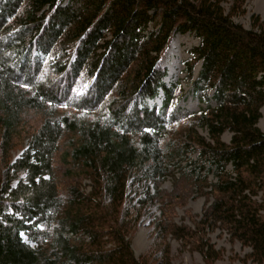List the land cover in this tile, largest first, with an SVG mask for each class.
Here are the masks:
<instances>
[{
	"label": "trees",
	"instance_id": "obj_1",
	"mask_svg": "<svg viewBox=\"0 0 264 264\" xmlns=\"http://www.w3.org/2000/svg\"><path fill=\"white\" fill-rule=\"evenodd\" d=\"M246 1L226 13L225 0H0L1 150L22 114L44 116L0 187V264H149L150 254L172 264L169 226L154 224L139 258L131 236L175 171L214 198L200 226H224L264 264V22L233 20ZM187 33L200 41L185 63L189 79L201 66L197 113L177 107L180 85L161 69L171 39ZM160 94L162 106H150Z\"/></svg>",
	"mask_w": 264,
	"mask_h": 264
},
{
	"label": "rangeland",
	"instance_id": "obj_2",
	"mask_svg": "<svg viewBox=\"0 0 264 264\" xmlns=\"http://www.w3.org/2000/svg\"><path fill=\"white\" fill-rule=\"evenodd\" d=\"M232 4L233 0H225L223 6L226 13H230ZM254 17H258L264 22V0H247L243 7V12H238L234 15L233 20L245 29L251 30ZM199 45L200 41L194 35L188 33L178 34L171 39L170 46L161 63V69L167 73L164 83L167 86L177 83L180 85L179 104L177 107L192 113H197L201 109L206 108V105L199 99L201 92L197 93L193 87V82L198 79L201 66L192 67L193 78L189 79V68L185 64L191 61V51L198 48ZM91 84L92 80L88 81L85 87H90ZM162 99L163 95L160 94L156 100L149 101V105L161 107ZM71 113L74 114L76 112L72 110ZM261 114L262 118L258 127L264 132V108ZM43 118L44 116L40 112L33 110L22 114L20 126L17 128L8 153L1 150L0 138V187L2 181H5L3 178L7 164L14 163L27 149L31 134L40 128ZM198 133L208 140L206 131L198 129ZM70 138L71 135H66L62 140V144L70 140ZM231 138L232 134L226 133L223 136V141L229 144ZM66 144L68 145V143ZM64 148V146L61 147L55 159L58 177L63 174L64 170L68 169L63 162H60V154ZM228 171H231L230 167H228ZM20 178L24 179V176L21 175ZM68 183L70 181L66 182V184ZM91 185L90 180L82 179V188L90 190L89 187ZM208 191V188H204L203 191L199 192V188L192 187L191 183L182 178L178 171L168 177L158 189L159 193L156 195L155 205L151 207L147 216L140 220L137 229L131 236V247L135 256L139 258L149 254L153 244V237L155 236L154 224L161 222L160 224H164L166 227L169 226V230L166 229V232L162 233V235L164 234L165 241L170 246L172 264H253L250 260L251 249L235 240L224 226L219 224L213 229L200 226L205 210L209 209L214 202L213 196ZM152 192L157 193L154 189H152ZM261 195L260 193L258 198H256L257 201H261ZM171 226L182 228L185 234H188V237L185 240L177 239L169 233ZM186 230L191 231V234ZM202 240L203 242L208 241L210 246L218 252L216 261L212 263L205 261L198 245ZM149 264H157L151 254Z\"/></svg>",
	"mask_w": 264,
	"mask_h": 264
}]
</instances>
